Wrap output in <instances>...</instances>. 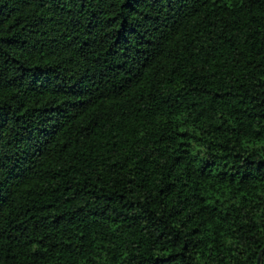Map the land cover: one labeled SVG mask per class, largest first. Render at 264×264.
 Listing matches in <instances>:
<instances>
[{
  "label": "trees",
  "instance_id": "16d2710c",
  "mask_svg": "<svg viewBox=\"0 0 264 264\" xmlns=\"http://www.w3.org/2000/svg\"><path fill=\"white\" fill-rule=\"evenodd\" d=\"M264 0H0V264H264Z\"/></svg>",
  "mask_w": 264,
  "mask_h": 264
},
{
  "label": "water",
  "instance_id": "95a60500",
  "mask_svg": "<svg viewBox=\"0 0 264 264\" xmlns=\"http://www.w3.org/2000/svg\"><path fill=\"white\" fill-rule=\"evenodd\" d=\"M263 251H264V248L262 249L261 252H263ZM259 262H260V255L258 256L257 264H259Z\"/></svg>",
  "mask_w": 264,
  "mask_h": 264
}]
</instances>
